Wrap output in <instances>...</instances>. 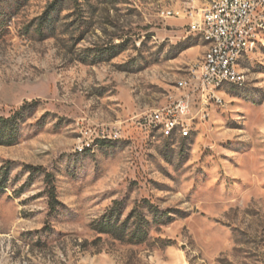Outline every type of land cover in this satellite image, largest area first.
<instances>
[{"label":"rangeland","instance_id":"obj_1","mask_svg":"<svg viewBox=\"0 0 264 264\" xmlns=\"http://www.w3.org/2000/svg\"><path fill=\"white\" fill-rule=\"evenodd\" d=\"M53 1L0 5V117L39 102L0 146V264H264V29L243 84L196 101L192 136L172 142L145 123L201 61L187 12L212 0H63L40 39L33 23ZM109 42L124 45L111 61H78ZM27 165L53 175L54 209ZM111 210L144 218L146 242L97 235Z\"/></svg>","mask_w":264,"mask_h":264},{"label":"built area","instance_id":"obj_2","mask_svg":"<svg viewBox=\"0 0 264 264\" xmlns=\"http://www.w3.org/2000/svg\"><path fill=\"white\" fill-rule=\"evenodd\" d=\"M263 6L264 0H233L219 3V7L207 3L198 11L187 12L191 27L197 33L198 29H206V33L218 38V50L211 62L194 65L190 92H183L178 99L165 105L164 110L152 111L145 123L147 127H156L162 122H169V127L172 123H182L185 127L188 121H194L192 112L195 102L205 108L210 104V99H214L213 83L221 79H234L232 58L237 48L245 46L247 29L252 25L264 26ZM161 15L165 18L175 17ZM177 87L183 91V83Z\"/></svg>","mask_w":264,"mask_h":264},{"label":"trees","instance_id":"obj_3","mask_svg":"<svg viewBox=\"0 0 264 264\" xmlns=\"http://www.w3.org/2000/svg\"><path fill=\"white\" fill-rule=\"evenodd\" d=\"M60 1L61 3L63 2V0H54L48 7L47 11L33 23L40 39L54 37L56 26L59 23L58 3ZM2 2L3 0H0V5ZM80 16L82 17L81 14ZM5 30L6 22H0V38L5 34ZM45 30H48L49 32L45 34ZM123 47V43L113 45L112 42H109L104 48L99 49L95 55L85 54L78 56V61L88 65L109 62L123 51ZM38 103L39 102L37 101L25 103L14 115L8 118L0 117V146L14 145L17 141L20 128L19 121L23 118L24 112L29 108L35 107ZM25 169H28L32 173L37 171L43 173L48 205L50 209H54L57 204V197L53 175L46 173L41 168H34L30 165L25 166ZM6 182L7 173H4L0 180V189L5 188ZM148 208L152 209V206L149 205ZM112 211L113 210L94 223L93 227L97 235L108 236L112 240L126 245H141L146 242L148 237L146 227L148 224L144 218H141L134 210L125 222L119 223L118 220L114 219ZM134 218L138 220L137 223H134L129 227V222ZM100 239L101 238H98V241H100ZM170 245L171 242L169 241L163 242V247H168Z\"/></svg>","mask_w":264,"mask_h":264},{"label":"bare ground","instance_id":"obj_4","mask_svg":"<svg viewBox=\"0 0 264 264\" xmlns=\"http://www.w3.org/2000/svg\"><path fill=\"white\" fill-rule=\"evenodd\" d=\"M233 0H212V7H219V3H230ZM163 14L173 15L171 12H166ZM263 16H264V6H263ZM264 29L263 25H252L247 29V37L245 38V46H241L236 49V53L232 58V72L234 79H221L213 83L212 85V94L214 99H210L216 102L219 90L224 89L226 86H241L244 82V71L241 69V64L245 57L252 52L256 45L258 34ZM204 44L205 52L202 56V59L199 63L211 62L213 54L217 52L219 47V40L216 37H213L211 33H206V29H199ZM190 75L184 80H180L177 83V86L183 83V92H190L191 81H194V66L189 71ZM239 81V82H238ZM165 106L160 107L156 110H164ZM195 126L193 121H188L186 126L182 123H172L169 127V122H162L161 124L153 127L156 129V132L159 133L160 138L166 141H178V140H187L189 139L194 131Z\"/></svg>","mask_w":264,"mask_h":264}]
</instances>
